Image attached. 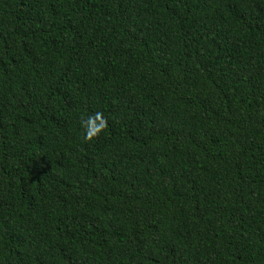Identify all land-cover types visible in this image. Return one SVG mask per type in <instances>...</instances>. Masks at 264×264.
Masks as SVG:
<instances>
[{
    "label": "trees",
    "instance_id": "16d2710c",
    "mask_svg": "<svg viewBox=\"0 0 264 264\" xmlns=\"http://www.w3.org/2000/svg\"><path fill=\"white\" fill-rule=\"evenodd\" d=\"M0 264H264V0H0Z\"/></svg>",
    "mask_w": 264,
    "mask_h": 264
}]
</instances>
